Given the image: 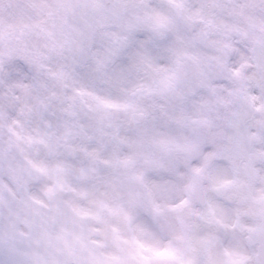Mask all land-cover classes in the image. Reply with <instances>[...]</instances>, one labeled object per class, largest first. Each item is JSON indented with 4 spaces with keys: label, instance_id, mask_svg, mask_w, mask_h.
Returning a JSON list of instances; mask_svg holds the SVG:
<instances>
[{
    "label": "snow or ice",
    "instance_id": "6c2138e0",
    "mask_svg": "<svg viewBox=\"0 0 264 264\" xmlns=\"http://www.w3.org/2000/svg\"><path fill=\"white\" fill-rule=\"evenodd\" d=\"M0 264H264V0H0Z\"/></svg>",
    "mask_w": 264,
    "mask_h": 264
}]
</instances>
